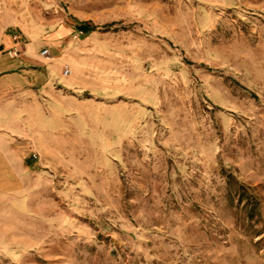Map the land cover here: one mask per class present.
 Wrapping results in <instances>:
<instances>
[{
	"label": "rangeland",
	"instance_id": "obj_1",
	"mask_svg": "<svg viewBox=\"0 0 264 264\" xmlns=\"http://www.w3.org/2000/svg\"><path fill=\"white\" fill-rule=\"evenodd\" d=\"M56 63L0 264H264V0H0V78Z\"/></svg>",
	"mask_w": 264,
	"mask_h": 264
},
{
	"label": "crops",
	"instance_id": "obj_2",
	"mask_svg": "<svg viewBox=\"0 0 264 264\" xmlns=\"http://www.w3.org/2000/svg\"><path fill=\"white\" fill-rule=\"evenodd\" d=\"M62 36L59 30L52 36L50 42L54 47L61 48L64 45L66 46V50H70L69 44H63L60 41ZM6 43L10 44V41L7 39ZM26 46L29 47V51L32 50L30 44ZM60 62L67 64L71 68L73 66V63L67 62L66 60H61ZM59 67V63L51 65L52 69L50 68V71L53 74L52 77L47 75L48 73H26L21 77V87L19 89H15L13 78H0L1 202L7 199H22L23 195L27 194L29 168L26 164V155L23 153V148L18 149L15 147L16 145H14L11 137L20 136L21 138H28L30 131H44L43 125L40 124L39 126L38 124V120H44V111L40 103L32 99L34 90L31 84L33 82H39L42 88L49 86V84L53 85L56 82H65L70 85L72 82L70 75L64 77ZM64 78L68 79L65 80ZM46 81L48 82L46 83ZM14 93H18V95Z\"/></svg>",
	"mask_w": 264,
	"mask_h": 264
},
{
	"label": "built area",
	"instance_id": "obj_3",
	"mask_svg": "<svg viewBox=\"0 0 264 264\" xmlns=\"http://www.w3.org/2000/svg\"><path fill=\"white\" fill-rule=\"evenodd\" d=\"M82 35H83V32L80 31V30H78V31L74 34L73 39L80 38ZM19 50H20V49H19ZM19 50H18L17 48L13 49V51H10V52H9V56H10L11 58L16 57L17 54L19 53ZM40 55H41L42 57H47V56L50 55V52H49L48 49H43V50L41 51ZM70 73H71V71H70L67 67H65V68L63 69V71H62V75H63L64 77L69 76ZM33 156H34V155H33Z\"/></svg>",
	"mask_w": 264,
	"mask_h": 264
},
{
	"label": "trees",
	"instance_id": "obj_4",
	"mask_svg": "<svg viewBox=\"0 0 264 264\" xmlns=\"http://www.w3.org/2000/svg\"><path fill=\"white\" fill-rule=\"evenodd\" d=\"M77 28H78V30L82 31L84 34H89L92 31H94V27H91L87 23L79 24Z\"/></svg>",
	"mask_w": 264,
	"mask_h": 264
}]
</instances>
